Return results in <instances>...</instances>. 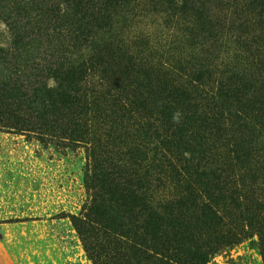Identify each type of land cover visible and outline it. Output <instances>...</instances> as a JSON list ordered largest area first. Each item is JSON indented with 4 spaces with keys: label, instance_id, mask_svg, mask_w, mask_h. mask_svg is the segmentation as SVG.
Wrapping results in <instances>:
<instances>
[{
    "label": "trees",
    "instance_id": "obj_1",
    "mask_svg": "<svg viewBox=\"0 0 264 264\" xmlns=\"http://www.w3.org/2000/svg\"><path fill=\"white\" fill-rule=\"evenodd\" d=\"M132 1L72 0L80 13L66 31L72 50L89 44L94 28H124ZM236 1L242 19L238 11L231 27L245 33L217 74L202 39L215 28L208 0H162L191 19L164 60L145 56L144 40L133 54L111 34L92 59L73 60L61 47L44 80L0 89L6 118L20 121L21 111L41 136L76 144L91 134L89 199L70 220L95 264H208L253 235L264 264V0ZM20 41L10 47L27 50ZM96 76L88 107L81 88ZM89 109L93 134L87 119L76 123Z\"/></svg>",
    "mask_w": 264,
    "mask_h": 264
},
{
    "label": "rangeland",
    "instance_id": "obj_2",
    "mask_svg": "<svg viewBox=\"0 0 264 264\" xmlns=\"http://www.w3.org/2000/svg\"><path fill=\"white\" fill-rule=\"evenodd\" d=\"M161 2L133 0L122 10L126 11L127 19L124 28H119L120 22L108 34L105 31L96 34L94 28L88 37L89 44L72 50L73 37L66 31L75 28L80 15L76 16L72 0H0V46L7 50L0 59V89H10L16 80L33 84L49 76V69L56 66L60 57L57 49L61 47L72 51L73 60L92 59L98 49L96 44H103L111 34L115 35L113 42L128 47L133 54L140 46V42H135L144 40L147 43L144 55L157 63L163 54L164 60L167 51L178 45L176 37L189 16L171 14ZM227 2L208 0L206 5L215 28L209 38L202 37L203 47L209 50L207 56L215 74L232 57L240 44L237 39L241 40L245 33L231 27L238 11L242 19L237 1L230 0L228 5ZM231 4L237 9L235 14ZM249 21L250 25L255 23V19ZM255 27H250V31ZM260 38H264V33ZM13 39L22 40L19 45L25 44L27 50L10 47ZM13 60L26 61V68L22 63L13 65L10 63ZM96 77L89 81L88 77L81 88L88 107L92 105V95L100 90L97 83L101 80ZM48 83L52 80L48 79ZM101 83L104 86V81ZM11 112L10 108L0 107V264H95L70 220L89 199L85 176L93 143L91 134L83 135L76 144L63 137L50 139L38 134L34 121L30 129L28 118L25 120L26 115L21 111L22 118H18L21 123L11 114L10 119L6 118ZM86 119L92 134L97 132L98 125L91 121L92 110L86 116L76 112V123ZM208 264H263L256 235L215 254Z\"/></svg>",
    "mask_w": 264,
    "mask_h": 264
},
{
    "label": "clouds",
    "instance_id": "obj_3",
    "mask_svg": "<svg viewBox=\"0 0 264 264\" xmlns=\"http://www.w3.org/2000/svg\"><path fill=\"white\" fill-rule=\"evenodd\" d=\"M173 120H177V114H173Z\"/></svg>",
    "mask_w": 264,
    "mask_h": 264
}]
</instances>
